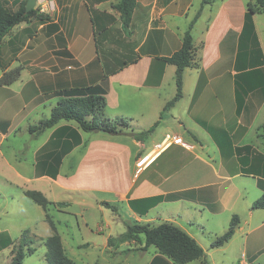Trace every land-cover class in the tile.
I'll return each mask as SVG.
<instances>
[{
	"label": "crops",
	"instance_id": "obj_1",
	"mask_svg": "<svg viewBox=\"0 0 264 264\" xmlns=\"http://www.w3.org/2000/svg\"><path fill=\"white\" fill-rule=\"evenodd\" d=\"M50 1L51 7L45 12L51 13L46 20L35 17L16 24L0 44V76L7 69L21 67L15 81L0 85V175L10 177H4V181L23 187L25 177L33 176L68 193L88 197L78 212L68 210L69 203L60 201L63 211L74 214L88 236L68 246L61 238L65 254L74 262L72 254L78 249L86 258L85 264H91L89 254L96 250H88L96 248L98 242L102 254L110 251L111 258L119 255L116 249L130 243L112 240L109 244L108 238L121 234L116 227L126 222H171L183 229L204 250V257L187 264H216L218 250L227 264H233L231 256L238 253L242 257L240 264L256 262L264 255V208L252 209L251 204L264 191L259 186V180L264 184V132L259 130L264 121V98L259 82L255 84L256 75L249 72L254 67L259 69L254 66L257 48L264 61V25L259 22L264 20V13L252 15L254 39L241 33L243 14L251 0L239 9L240 20H230L221 5L197 30L213 0L202 5L191 31L195 50L193 63L183 71L182 97L159 121L151 138L142 142L129 132L148 129L159 119L166 101L174 96L172 85L170 93L160 98L165 82L170 76L173 80L175 71V66L161 57L180 47L201 0L192 11L193 0H135L128 33L122 29L120 13L112 6L119 0ZM122 59L127 60L121 62ZM103 77L107 81L103 114L110 119L130 118L128 127L118 133L85 132L74 121L60 120L35 135L29 132V126L48 117L56 104L58 96L52 92L97 84ZM187 79L191 81L188 90ZM237 83L240 104L236 101ZM7 91L9 96H3ZM178 104L192 123L182 122L181 112L176 116ZM7 105L12 111L5 117ZM171 119L179 121L176 129L181 133L174 134L181 135L190 146L170 144L156 153L155 144L169 133L168 123L163 122ZM66 125L78 131L81 141L67 151L56 176L51 177L42 173L41 164L44 156L67 137H59V130ZM10 132L24 133L27 142L36 143L28 158H8L2 142ZM147 154L151 156L138 166V160ZM169 195L175 197L165 199ZM109 207L112 212L104 220L107 232L100 235L104 229L94 213L107 212ZM227 210L228 225L233 215L238 216L233 235L223 245L211 248V240L223 233L224 227L223 232L207 236L210 239L202 243L201 235L212 229L203 218L205 212L218 214ZM89 225H94V230ZM3 230L8 232L4 228L0 231ZM112 244L115 249L111 250ZM12 247L0 253L12 252ZM147 250L148 247L142 252ZM156 253L154 248L143 264H152Z\"/></svg>",
	"mask_w": 264,
	"mask_h": 264
},
{
	"label": "trees",
	"instance_id": "obj_2",
	"mask_svg": "<svg viewBox=\"0 0 264 264\" xmlns=\"http://www.w3.org/2000/svg\"><path fill=\"white\" fill-rule=\"evenodd\" d=\"M210 1L211 0H201L199 9L189 21L187 28L184 31L180 47L169 56L161 57V60L164 62L175 66V94L171 99L166 101L160 111L159 119L148 129L141 131L131 129L129 134L137 141L144 142L154 131L159 121L167 115L168 110L182 97L183 71L193 63V52L195 50L191 33L192 27L200 15L202 5L209 3ZM25 3L26 0L19 3L16 8H12L7 0H0V44L4 36L11 30V28H13V26L22 21H27L35 15L34 8L30 9L27 13H24ZM112 6L120 13L122 29L128 33L135 0H119ZM254 13H264V0H253L252 3L248 2L247 10L244 14V24L241 33L255 39L252 24V15ZM36 16L38 17V15ZM256 53L258 54V59L255 60L256 64L254 66H259V69L253 70L256 68L254 67L249 73L256 75L254 76V78L257 79L255 84L259 82L264 98V61L261 57L260 48H257ZM20 70L21 67L16 66L3 71L0 76V85L11 84L19 77ZM106 82V77H103L97 84L75 85L54 91L51 95L58 96L56 104L51 108L48 117L41 119L35 125L29 126V132L35 135L46 128L54 126L60 120L74 121L77 123L78 128L85 132L103 131L108 133H118L122 127H128L131 120L130 118L120 117L110 119L103 114L105 106L104 96L107 91ZM236 101L237 104H240L241 102L238 83L236 89ZM259 130L264 132V121L259 126ZM62 135H67V137L60 142L56 150H53V152L44 156L43 164H41L42 173L46 172L51 177L56 176L62 157L68 150L79 144L81 141L78 131L68 125L63 126L59 130V137H62ZM259 186L264 189V184L260 182V180ZM23 194L44 210V219L52 231L50 235L44 238H38L43 242L46 248L44 255L45 264H75L65 254L61 236L56 230L51 215L46 212L51 201L39 190L24 189ZM174 197V195H169L166 196L165 199H172ZM251 208H264V191L252 202ZM237 225L238 216L233 215L227 229L222 234L214 237L209 246L215 248L223 245L233 235ZM140 234L144 237L143 249L150 245H154L157 252L166 256L172 264H185L204 257V250L201 245L187 232L171 222H162L157 225L140 222H126L125 231L119 234L118 237H109L108 243L110 244L112 240L115 239L118 240V242H123L125 240L139 241ZM36 240L37 238L31 236L29 230L26 228L21 231L20 236L16 240H13L9 234L3 230L0 231V250L13 245L11 258L8 264H24L25 256L34 252V243ZM15 243L16 245L14 247Z\"/></svg>",
	"mask_w": 264,
	"mask_h": 264
},
{
	"label": "rangeland",
	"instance_id": "obj_3",
	"mask_svg": "<svg viewBox=\"0 0 264 264\" xmlns=\"http://www.w3.org/2000/svg\"><path fill=\"white\" fill-rule=\"evenodd\" d=\"M9 5L12 8H16L19 3H21L24 0H7ZM248 0H213L211 3L210 7H207L205 9V14L199 22V26L197 30H200V28L203 27L205 24L206 18L210 16L211 13H215L217 10L220 9L221 5H224V12L227 14V16L230 18L232 21H237L240 20L239 18V9L242 7H245V4ZM198 0H193V5L190 9L192 11L193 8H196L198 6ZM249 2H253L252 0ZM52 1L47 0L46 4L43 2H36L34 6V11H35V16L33 15L31 18H35L39 21H44L47 19L49 16L48 13L50 12H45L50 9ZM195 6V7H194ZM38 15V17L36 16ZM244 16V14H243ZM241 17V14H240ZM242 19V17H241ZM264 25V20H259ZM261 41H262V46L264 50V27H262V35H261ZM257 59V58H256ZM127 59H122L121 62L126 61ZM68 65L71 67L75 66L73 62H67ZM123 64V63H122ZM173 80L171 81V76L167 79L165 82L164 86L162 88L161 94L162 96L160 97L162 99L163 96L167 95L170 90L172 89L173 85V93L175 94V83H174V75H173ZM26 81V80H23ZM191 84L190 80H186V90H188L189 85ZM81 85H88V84H81ZM16 86V85H15ZM65 88V87H64ZM63 89V88H61ZM59 90V89H57ZM56 90V91H57ZM53 93V92H52ZM171 95V96H172ZM3 96H9V91L4 92ZM170 96V97H171ZM160 99V100H161ZM156 105V101L152 102L151 106ZM181 104L177 105V112L176 116L181 112ZM43 109L41 108L39 112H41ZM12 109L8 107V105L4 108L3 113L5 117L9 114H11ZM183 116L182 122L184 123H192L190 119H188L185 115L184 112H181ZM180 120V119H179ZM178 119L175 120H168L163 123H168L166 124L167 129L166 132H169L170 134H174L175 132H180V130L176 129V126L178 124ZM29 133V132H28ZM164 135V132L162 133ZM25 135L24 133H9V136L7 140L5 139L2 142V148L4 149L6 155L8 158L13 161L14 158L17 159L18 157H26L30 155V151L33 148V146L36 144L34 141H32V144L27 142L25 140ZM151 135H149L148 140L151 138ZM184 140V139H183ZM187 144L190 145V143L186 140H184ZM19 150V151H18ZM1 174V173H0ZM5 178H10L8 176H1L0 175V230L2 228L6 229L11 238L16 240L20 236V230L22 229H28L29 234L31 236H34L37 238L36 242L34 243V252L32 254L26 255L24 258V264H45V245L41 240H39V237H45L51 233L50 227L48 223L44 220L43 217V209L37 205L34 201L26 197L22 193V188H27V189H35L41 191L50 201L51 204L48 205L47 207V213L51 215L55 226L56 230L59 233V235L62 238L64 246H68L70 244H75L76 242H80L81 240H86L87 233H86V228L84 227L83 224H77V221L75 220V215L66 211H63L62 202L60 201H66L69 203V208L68 210H74L76 212L80 211L81 209V204L88 199L86 196H82L78 193H68L64 191L62 188L58 186H54L51 182H48L46 180H42L41 178H34L33 176H30L29 178L25 177L26 181H23L21 183V186L23 187H15L10 185L4 180ZM5 183H7L8 188L5 187ZM217 203V202H216ZM112 207H109L108 211L100 212V213H94L96 218H99L96 222L102 226L104 231L100 233V235H104L105 232H107L106 227L104 226V220L106 218H109V213L112 211ZM206 217H203L207 222L210 223V229L211 231L207 232L206 235H201L200 240L202 243H207V241L210 239L211 236H213V233L216 232H223L225 229H227L228 222H229V212L228 210L222 213L218 214H210L205 212ZM77 220L80 222V219L77 218ZM119 226V227H118ZM116 227V230L120 232L125 231V225L121 223ZM94 230V225H89ZM225 227V229H223ZM222 233H218L217 235H220ZM211 235V236H210ZM38 236V237H37ZM141 238L139 241L135 240H125L124 242L128 241L130 243L129 246L122 244L120 248L116 249V253L119 255H116L114 257H109L108 255L110 254V251H108L107 254H102L99 252L101 249V246L98 242V245L96 248H91V250L88 251H94L91 254H89L88 257V263L91 262V264H143V262L146 260L147 255L151 253V251L155 248L154 245L148 246L147 252H142L144 249L142 248L144 246V237L140 235ZM210 236V237H207ZM118 237V236H115ZM114 242H117V244L121 243L118 242V240H114ZM16 243L14 244L15 247ZM111 250L115 249V246L112 244L110 245ZM15 249V248H14ZM146 249V248H145ZM156 249V248H155ZM133 250V251H132ZM83 251V250H82ZM126 251V252H125ZM128 251V252H127ZM115 253V251H114ZM234 253V252H233ZM11 252H8V250H5L0 253V264H8V260L10 258ZM68 254L71 256L70 251L68 249ZM81 252L80 250H76L74 254H72V258L75 260V264H85L86 258L80 256ZM155 259L153 260L152 264H172L170 260L164 256L159 254L158 252L155 255ZM233 259V264H240V259L242 258L239 253L237 255L233 254L231 256ZM215 259L217 260L216 264H227L224 261L223 258V252L222 251H217L215 253ZM109 261V262H106ZM187 264V263H185ZM207 264V262H205ZM208 264H210L208 262ZM252 264H264V255L261 256L256 262Z\"/></svg>",
	"mask_w": 264,
	"mask_h": 264
},
{
	"label": "built area",
	"instance_id": "obj_4",
	"mask_svg": "<svg viewBox=\"0 0 264 264\" xmlns=\"http://www.w3.org/2000/svg\"><path fill=\"white\" fill-rule=\"evenodd\" d=\"M47 0H36V2H43L46 4ZM170 144H177V145H181V146H190L189 144H187L184 140L183 137L181 135H177V134H170V133H166L163 137V141H161L160 143L155 144L154 146V150L155 152H159L160 150H162L163 148H165L166 146L170 145ZM151 155H145L143 156L141 159L138 160L137 165L140 166L142 165V163L148 159V157Z\"/></svg>",
	"mask_w": 264,
	"mask_h": 264
},
{
	"label": "water",
	"instance_id": "obj_5",
	"mask_svg": "<svg viewBox=\"0 0 264 264\" xmlns=\"http://www.w3.org/2000/svg\"><path fill=\"white\" fill-rule=\"evenodd\" d=\"M36 0H27L25 3L24 13H27L30 9L34 8Z\"/></svg>",
	"mask_w": 264,
	"mask_h": 264
}]
</instances>
